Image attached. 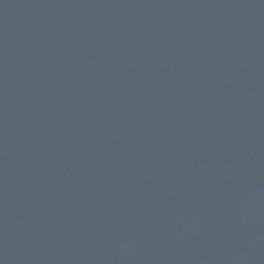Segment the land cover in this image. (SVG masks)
I'll use <instances>...</instances> for the list:
<instances>
[{
  "label": "water",
  "instance_id": "1",
  "mask_svg": "<svg viewBox=\"0 0 264 264\" xmlns=\"http://www.w3.org/2000/svg\"><path fill=\"white\" fill-rule=\"evenodd\" d=\"M0 264H264V0H0Z\"/></svg>",
  "mask_w": 264,
  "mask_h": 264
}]
</instances>
